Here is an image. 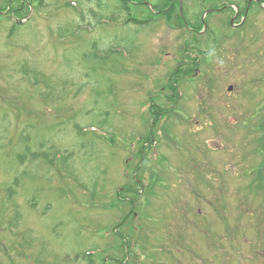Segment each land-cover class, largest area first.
<instances>
[{
  "label": "rangeland",
  "instance_id": "374dc122",
  "mask_svg": "<svg viewBox=\"0 0 264 264\" xmlns=\"http://www.w3.org/2000/svg\"><path fill=\"white\" fill-rule=\"evenodd\" d=\"M27 1L0 0V264H264V1Z\"/></svg>",
  "mask_w": 264,
  "mask_h": 264
},
{
  "label": "trees",
  "instance_id": "16d2710c",
  "mask_svg": "<svg viewBox=\"0 0 264 264\" xmlns=\"http://www.w3.org/2000/svg\"><path fill=\"white\" fill-rule=\"evenodd\" d=\"M8 2L6 3V9H8L7 12H9V16L13 19L15 16H19L20 12L23 10V9H26V8H29L30 4L28 3L27 0H7ZM77 1V0H76ZM117 1H121L123 3H125L126 0H117ZM164 1V7L162 10L159 11L158 14H168L171 10H176V6H175V3H169L168 1L166 0H163ZM16 2V7L13 8L12 6L14 5V3ZM78 3V2H76ZM74 4L72 3V1H68L67 4L71 5L70 7L72 8V10L74 12L78 11L79 8H78V5L77 4ZM68 5V6H69ZM98 8L100 9V6L98 5ZM156 8V7H154ZM0 10H3L0 8ZM179 11V10H178ZM165 12V13H164ZM79 15L82 14V12L79 10ZM150 14H152V12H150ZM81 16V15H80ZM100 19V18H98ZM98 21H101V20H98ZM97 21V22H98ZM130 21H133V19H131ZM128 22H129V19H128ZM141 24H144V23H141ZM140 23H137L136 25H141ZM17 26V25H15ZM107 54V53H106ZM154 114H159L157 112H154ZM153 114V115H154ZM158 119V118H156ZM20 152V151H19ZM31 155H34L33 153ZM18 156V161H17V164H23V160L21 159L22 158V155H17ZM17 184V183H15Z\"/></svg>",
  "mask_w": 264,
  "mask_h": 264
},
{
  "label": "flooded vegetation",
  "instance_id": "af4514ba",
  "mask_svg": "<svg viewBox=\"0 0 264 264\" xmlns=\"http://www.w3.org/2000/svg\"><path fill=\"white\" fill-rule=\"evenodd\" d=\"M168 1H170V2L173 1L175 3V0H168ZM179 2H181V0H179ZM251 5L256 6V8H261V7L263 8V6L261 5L260 0H248L247 4H246V7L244 8V11L236 10V11L233 12L235 14V17L239 16L241 14V12H243L241 15H243V17L245 16V18H246ZM219 11H220V9H219Z\"/></svg>",
  "mask_w": 264,
  "mask_h": 264
},
{
  "label": "water",
  "instance_id": "95a60500",
  "mask_svg": "<svg viewBox=\"0 0 264 264\" xmlns=\"http://www.w3.org/2000/svg\"><path fill=\"white\" fill-rule=\"evenodd\" d=\"M232 88H228V91H231Z\"/></svg>",
  "mask_w": 264,
  "mask_h": 264
}]
</instances>
